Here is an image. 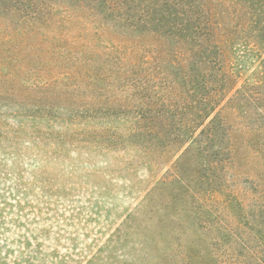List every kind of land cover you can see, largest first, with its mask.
<instances>
[{
	"label": "rangeland",
	"instance_id": "rangeland-1",
	"mask_svg": "<svg viewBox=\"0 0 264 264\" xmlns=\"http://www.w3.org/2000/svg\"><path fill=\"white\" fill-rule=\"evenodd\" d=\"M208 1L214 10L239 5ZM79 2L89 12L66 18L54 54L37 62L18 55L11 73L0 68V264H194L206 250L198 227L210 218L198 207L230 226L232 197L194 200V175L204 172L197 152L139 119L180 101L178 55L172 42L93 23L91 11L100 9ZM240 85L227 84L228 98ZM239 122L230 184L250 213L261 201L263 158L255 133Z\"/></svg>",
	"mask_w": 264,
	"mask_h": 264
},
{
	"label": "trees",
	"instance_id": "trees-1",
	"mask_svg": "<svg viewBox=\"0 0 264 264\" xmlns=\"http://www.w3.org/2000/svg\"><path fill=\"white\" fill-rule=\"evenodd\" d=\"M88 1L98 7L95 10L100 9L99 14L91 11L90 15L96 16L89 18L93 23L105 26L110 21L128 30V37L124 32L118 37L144 32L163 44L172 42V50L166 44L168 50L178 55L176 65L182 74L175 79L181 87L180 101L162 103L160 117L142 115L139 119L154 121L171 140L189 143L187 153L192 149L197 152L204 172L194 175V187L189 190L194 200L226 191L227 197H232L229 213L234 217L230 226L220 221L219 212L214 218L212 211L198 207L210 218L207 227H198L206 250L194 264H264V180L257 192V201L261 200L257 211L250 213L233 195L230 184L235 174L231 170L237 151L233 135L240 131L234 127L238 121L255 133L253 150L263 158L264 170V0H235L239 5L231 11L214 10L208 0ZM79 4V0H0V24L9 27L0 28L1 70L11 73L12 62H20L18 55L27 54L34 61L44 55L45 61L54 54L58 49L56 36L66 29V18H85L89 12ZM136 45L133 40L132 47ZM101 48L108 50L104 44ZM232 80L241 81V85L228 98L226 88ZM228 114L236 120H230ZM149 134L146 136L151 138L153 134ZM133 139L129 140L131 145H138ZM171 180L182 182L180 169Z\"/></svg>",
	"mask_w": 264,
	"mask_h": 264
}]
</instances>
